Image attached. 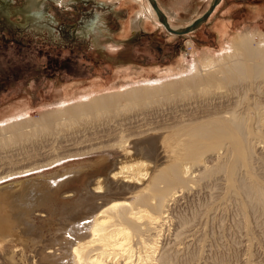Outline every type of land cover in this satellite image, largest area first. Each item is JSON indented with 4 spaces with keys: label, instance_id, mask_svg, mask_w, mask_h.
Segmentation results:
<instances>
[{
    "label": "bare ground",
    "instance_id": "6f19581e",
    "mask_svg": "<svg viewBox=\"0 0 264 264\" xmlns=\"http://www.w3.org/2000/svg\"><path fill=\"white\" fill-rule=\"evenodd\" d=\"M101 1L128 9L130 20L123 28L125 36L141 27L156 28L158 24L176 35L185 27L173 28L171 21L187 26L195 21L192 19L188 24V18H181L160 0L156 2L170 27L160 21L150 0L147 9L143 0ZM260 16L264 18V12L251 19L255 22ZM217 22L214 33L221 39L228 34L231 39L230 24L223 19ZM229 39L216 55L203 52V63L198 60L186 65L181 58L175 68L171 67L175 79L148 89L130 88L124 93H104L93 98L81 94L82 101L74 102L78 95L73 85L57 88L55 98L60 109L41 116L44 135L38 134L47 135L48 141L42 140L40 146L31 144L39 142L36 141L39 137L17 139L29 128L30 120L21 117L30 110L28 101L20 100L0 112V124L22 118L0 126V131L11 133L20 141L0 144V184L65 159L96 156L104 161L120 154L111 171L94 178L87 171L88 165L79 164L38 179L0 185V264H175L174 252L169 251V246L161 247L159 242L171 207L183 192L210 184L211 180L225 182L222 185L229 197L245 191L242 195L250 194L246 195L250 201L253 197L264 208V185L253 171L254 161L264 153V102L260 100L264 98V79H257L264 77V35L251 36V32L243 31L233 45ZM127 72H116L115 81L129 82L131 76ZM96 88L109 92L102 81L92 82L88 87L93 92H97ZM191 89H198L205 98L188 101L176 110L169 108L164 122L151 123L153 119L148 120V114L122 118L117 107L113 112L110 110L128 97L135 100L145 96L170 97L172 92ZM95 110L102 115L98 125L76 122L81 115ZM158 112L153 114L158 116ZM61 120L71 122L67 133L61 130L63 126L57 127ZM86 176L89 180L83 188L85 194L65 195V201L76 204L75 207L55 212L53 206L63 192L59 190L63 183ZM52 186L55 187L50 190ZM43 188L51 191L50 200ZM185 224H180L182 228L176 231L175 242L181 241L184 234L186 241L195 236L197 229Z\"/></svg>",
    "mask_w": 264,
    "mask_h": 264
},
{
    "label": "rangeland",
    "instance_id": "374dc122",
    "mask_svg": "<svg viewBox=\"0 0 264 264\" xmlns=\"http://www.w3.org/2000/svg\"><path fill=\"white\" fill-rule=\"evenodd\" d=\"M160 1L173 9L181 18H188L187 21H190L193 17L197 19L204 14L213 0ZM257 2H264V0H221L211 15L197 28L187 32L188 35L170 34L158 24L156 29L152 27L141 29L125 36L122 35L123 28L130 20V15L128 10L120 11L119 9H126V7L114 5L118 9L113 11L109 8V3L100 2L106 7L98 4L99 7H97L94 0L64 2L61 0H0V112L20 100L26 103L28 101L30 106L27 103V107L30 110L26 108L28 112L21 117L23 120H30L29 128L24 130L26 136H19L17 139L24 141L28 136L27 139L35 140L39 137L36 139L39 142L33 140L31 144L37 143V146H40L41 142L48 141L46 134L47 137L40 135H44V124L40 125L39 121L41 116L60 109L55 98L57 88L73 85V90L77 91L78 95L74 102H78L82 98L81 94L93 98L104 93H124L130 88L146 87L148 89L175 79L176 77L171 74V67L175 68V63L181 58L185 60L186 65H193L198 60L203 63V52L216 55L224 48L223 46L227 45V41L219 43L211 31L212 26L209 23L218 18L230 17L233 36L229 39V44L233 45L237 35L243 31L251 32V36L264 35V20L260 19L254 23L248 10L242 5L257 4ZM142 3L147 9L148 0H143ZM96 8L103 14L100 19L96 17ZM154 20L158 23L156 19ZM171 23L173 28L187 27L181 24L182 22L171 21ZM153 30L155 31L150 33ZM192 39H196L195 43ZM188 41H192L195 47L188 46ZM119 70L128 71L127 73L131 76L129 82L115 81L114 75ZM257 79H264V77L260 76ZM96 81L104 82L109 92L99 91L97 88V92L88 89L89 85ZM198 91V89L177 91L172 92L170 97L160 95L148 98L145 96L147 99L139 97L141 98L139 100L128 97L114 104L116 106L110 110L113 112L118 108L122 118H127V115L128 118H132V116L148 114L147 116L150 117L147 119H153L151 123L155 124L156 120L165 121V117L169 115L167 112L171 111L169 108L176 110L188 101L204 99L205 97H202ZM251 100L252 98L249 101ZM260 100L264 102V98ZM156 111H159L158 116H156L157 113L153 114ZM93 112L81 115L76 122L80 120L77 123L89 122V124L98 125L102 115L98 110L97 113L96 110ZM21 117L9 120L7 124L20 121ZM70 123L61 120L57 122V127L63 126L61 130L65 129L64 132L67 133ZM7 124H0V126ZM55 126L54 124L52 127ZM8 138L9 141H7ZM16 141L11 133L0 131L2 146L12 145ZM53 143L56 145L55 141ZM1 145L0 148H2ZM30 149L32 148L28 150ZM117 155L104 161L102 157L96 156L65 159L63 163L40 169L41 171H35L30 175L14 176L10 181L8 179L0 185L7 186L12 181L38 179L50 172L64 171L79 164L88 165L90 168L87 171L93 173L91 177L94 178L111 171L120 158V154ZM263 161L264 153L260 155L259 160L254 161L253 171L264 185ZM110 164V168H107ZM88 180L86 176L83 179L77 178L75 182H70L71 184L63 183L61 189L59 188L63 192H60L62 194L53 206L54 211L75 207L76 204L65 201V195L68 192H73L75 195L79 192L85 194L86 191L83 188ZM209 182L212 183L213 180ZM224 183L216 181L211 185H198L190 192H183V195L172 205L170 219L166 225L168 229L165 228V233L159 242L161 247L169 246V251L174 252L176 256L174 261H177L175 264H264V208L252 196L250 201L247 197L250 194H244L247 195L245 198L242 195L245 191L229 197L230 195L225 194ZM54 187L49 189L52 190ZM43 190L45 197L47 196L46 198L50 200L51 191L45 188ZM74 199L71 198V200ZM96 200L102 201V199ZM183 223L197 229L193 241H186L184 234L181 241L175 242V233L182 228ZM177 252L178 255H176Z\"/></svg>",
    "mask_w": 264,
    "mask_h": 264
},
{
    "label": "crops",
    "instance_id": "0c3cea01",
    "mask_svg": "<svg viewBox=\"0 0 264 264\" xmlns=\"http://www.w3.org/2000/svg\"><path fill=\"white\" fill-rule=\"evenodd\" d=\"M95 1V4L97 5H103V4H106L105 2H102L101 0H94ZM147 1V0H146ZM202 2H204L205 0H201ZM103 3V4H101V3ZM195 2V1H194ZM212 2V1H211ZM158 3V2H157ZM159 4V3H158ZM204 3H202V5H203ZM97 5V7H99ZM161 5V4H160ZM193 5V4H192ZM201 5V4H200ZM201 5V6H202ZM242 5H244L245 6V9L246 10H248V12H249V14H250V17L252 18V17H254L258 12H260V14H261V12H264L263 10V8H264V2H257V4H242ZM104 7H106V5H103ZM192 7V6H191ZM262 7V8H261ZM108 8V7H107ZM109 8H111L113 11H116L117 9H118V7H116V6H114V5H112V4H110L109 5ZM188 9V8H187ZM120 11H122V10H128L127 8L126 9H119ZM200 10H201V7H200ZM197 11H198V8H197ZM257 11V12H256ZM128 13H129V11H128ZM197 13V12H196ZM103 14H102V12H100L99 11V9L98 8H96V17H98V19H100L101 18V16H102ZM185 19H187V18H185ZM193 19H194V17H193ZM219 19H223V20H225L226 22H228L229 24H230V26H231V20H229L230 19V17H228V16H226V17H221V18H218V19H216V20H214V21H212L211 23H209V24H211V26H212V29H211V31H212V33L217 37V39H218V42H220V43H223V42H225V41H227L228 39H229V37H227L228 36V34H225V35H223L222 37H223V39H221V38H219L215 33H214V29L213 28H215L216 26H217V21L219 20ZM230 21H228V20ZM260 19H263L264 20V18L263 17H258V19L254 22V23H256V22H258V20H260ZM196 20V19H195ZM191 21H192V19L190 20V21H188V22H185V23H188V24H190L191 23ZM208 24V25H209ZM185 25H187V24H185ZM207 25V26H208ZM160 27V26H159ZM158 28V27H157ZM232 28V27H231ZM141 29H144V28H142L141 27ZM141 29H139V30H141ZM154 29H156V28H154ZM206 29H207V27H206ZM232 30V29H231ZM144 31V30H143ZM155 30H153V31H151L150 33H153ZM138 32V31H137ZM144 32H146V31H144ZM148 32V31H147ZM231 33V32H230ZM232 33H233V31H232ZM132 34H134V33H132ZM233 35V34H232ZM192 38H195V37H192ZM221 39V40H220ZM193 40V42L195 43V41L194 40H196V39H192ZM189 42H191V45L192 46H194L195 47V44L192 42V41H188L187 42V44H188V46L190 45L189 44Z\"/></svg>",
    "mask_w": 264,
    "mask_h": 264
},
{
    "label": "water",
    "instance_id": "95a60500",
    "mask_svg": "<svg viewBox=\"0 0 264 264\" xmlns=\"http://www.w3.org/2000/svg\"><path fill=\"white\" fill-rule=\"evenodd\" d=\"M151 3L153 4L154 8L157 10L158 12V16L161 22H163L167 27H170L169 22L166 19V16L161 12L156 0H150ZM221 2V0H213L210 7L208 8V10L202 14L201 16H199L191 25L178 30L177 31V35H185L187 34V32L197 28L202 22H204L210 15L211 13L214 11L215 7Z\"/></svg>",
    "mask_w": 264,
    "mask_h": 264
}]
</instances>
